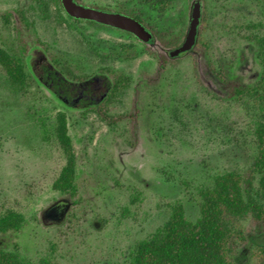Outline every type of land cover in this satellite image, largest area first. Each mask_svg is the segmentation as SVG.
<instances>
[{
    "label": "rangeland",
    "instance_id": "rangeland-1",
    "mask_svg": "<svg viewBox=\"0 0 264 264\" xmlns=\"http://www.w3.org/2000/svg\"><path fill=\"white\" fill-rule=\"evenodd\" d=\"M196 1L207 13L208 48L171 58L185 40ZM78 2L138 17L155 39L146 44L71 18L55 3L45 11L40 0H0V44L25 29V15L33 28L24 31L32 72L47 62L69 82L86 78L102 97L112 75L124 74L129 87L104 112L111 118L135 113L136 122L115 127L96 106L64 102L28 70L17 82L0 66V251L18 248L32 264L46 257L56 264H131L136 245L162 228L173 203L181 201L195 221L200 189L216 175L252 164L259 109L232 100L210 64L246 85L260 78L258 47L248 37H264V1ZM162 59L167 63L159 72ZM69 173L85 197L77 206L59 185ZM133 188L142 194L139 201ZM14 217L22 230L2 225ZM248 227L240 261L248 259L250 246L264 245L261 228Z\"/></svg>",
    "mask_w": 264,
    "mask_h": 264
},
{
    "label": "trees",
    "instance_id": "trees-1",
    "mask_svg": "<svg viewBox=\"0 0 264 264\" xmlns=\"http://www.w3.org/2000/svg\"><path fill=\"white\" fill-rule=\"evenodd\" d=\"M40 1L41 8L45 11L49 9L51 3L57 4L60 11H64L61 0ZM122 14L133 17L128 13ZM202 15L199 40L193 54L200 49L204 52L208 48L203 36L208 21L205 10ZM134 18L153 32L141 19ZM21 21L24 22L25 29L22 27L17 29L16 39L14 38L9 45L0 44V66L10 78L21 82L28 70V76L33 81L48 84L64 102L96 106L95 110L115 127L124 121L136 122L135 113L111 118L104 112V109L129 87L130 78L124 74L112 75L105 83L108 86L107 96L102 97L100 92L89 83H85L86 78L85 80L78 78L75 83L69 82L47 62L40 63L35 72H32L27 63L29 48L24 31L31 33L33 28L25 15ZM175 39V36L171 38V45H176ZM248 39L256 43L258 60L262 66L260 78L253 85H246L239 77H231L223 67L209 64L219 85L228 91L232 100L251 101L259 109L260 122L254 133L252 164L247 168L216 175L209 185L201 188L199 214L195 221L187 217L181 201L173 203L169 219L162 228L152 238L136 245L131 264H264V245L250 246L247 260L240 261L237 258L240 250L250 240L248 224L258 225L264 233V37L251 35ZM166 63V59L161 60L159 72H164ZM59 185L62 191H70L74 206L84 201L85 197L80 195L79 186L72 174L63 176ZM133 191L134 199L139 201L141 192L137 188H133ZM70 216L75 219L74 211L70 212ZM2 225L7 227L12 225L16 231H20L24 224L14 217L9 221L3 220ZM0 264L32 263L17 248L14 252L0 251ZM39 264L56 262L51 257H46L42 258Z\"/></svg>",
    "mask_w": 264,
    "mask_h": 264
},
{
    "label": "water",
    "instance_id": "water-1",
    "mask_svg": "<svg viewBox=\"0 0 264 264\" xmlns=\"http://www.w3.org/2000/svg\"><path fill=\"white\" fill-rule=\"evenodd\" d=\"M68 16L77 20H85L105 25L134 35L141 42L149 44L155 39L153 32L134 17L103 9L90 7L77 0H61ZM202 18V4L196 1L191 10V20L185 40L181 45L169 52L171 58H177L191 52L198 42Z\"/></svg>",
    "mask_w": 264,
    "mask_h": 264
}]
</instances>
